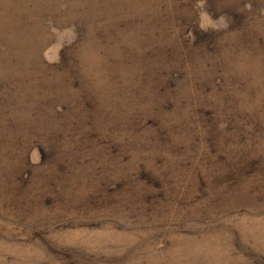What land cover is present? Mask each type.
<instances>
[{"label": "rangeland", "instance_id": "obj_1", "mask_svg": "<svg viewBox=\"0 0 264 264\" xmlns=\"http://www.w3.org/2000/svg\"><path fill=\"white\" fill-rule=\"evenodd\" d=\"M0 264H264V0H0Z\"/></svg>", "mask_w": 264, "mask_h": 264}]
</instances>
